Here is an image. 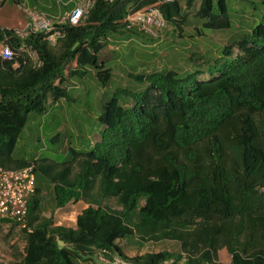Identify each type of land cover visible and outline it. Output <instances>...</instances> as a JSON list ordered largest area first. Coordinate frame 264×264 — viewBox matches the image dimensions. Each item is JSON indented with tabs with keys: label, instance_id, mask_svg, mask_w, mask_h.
I'll list each match as a JSON object with an SVG mask.
<instances>
[{
	"label": "trees",
	"instance_id": "trees-1",
	"mask_svg": "<svg viewBox=\"0 0 264 264\" xmlns=\"http://www.w3.org/2000/svg\"><path fill=\"white\" fill-rule=\"evenodd\" d=\"M182 1L192 8L194 0H94L79 25L58 27L55 46L42 33L21 39L16 29L0 26V44L14 51L25 44L42 62L14 71L0 58V167L33 165L35 176L25 227L0 221L9 233L20 232L10 264H79L99 255L134 264L183 260L168 251L129 258L118 242L131 238L177 242L186 252L183 264H217L221 249L229 264H264V24L227 44L224 61H207L205 71L136 76L146 88L112 95L97 117L100 140L88 150L69 145L62 162L13 155L31 117L67 97L72 78L92 70L101 86L108 83L112 71L100 54L111 37L156 40L127 30V15L158 8L165 29L182 31L188 20ZM195 16L209 30L230 27L225 0H201ZM122 95L131 106L119 104ZM78 202L86 207L74 227L54 224L56 210Z\"/></svg>",
	"mask_w": 264,
	"mask_h": 264
},
{
	"label": "rangeland",
	"instance_id": "rangeland-1",
	"mask_svg": "<svg viewBox=\"0 0 264 264\" xmlns=\"http://www.w3.org/2000/svg\"><path fill=\"white\" fill-rule=\"evenodd\" d=\"M2 0H0L1 2ZM44 0H6L0 6V26L3 28L20 29L24 26L26 14L36 2ZM54 1V0H53ZM201 0H194L191 9L183 11L188 15L182 31L170 28L155 41L134 36L111 37L108 46L100 54L107 57L108 67L111 68V79L101 86L92 70H87L83 78L74 77L65 84L67 97H62L56 104H47L46 111L41 115L32 116L21 137L18 140L14 157L33 161L37 158H50L62 162L68 159L67 147L76 150H88L100 140L103 126L97 117L102 106L119 90L140 93L145 88V81L135 79L150 72H166L174 70L180 76L195 69L207 70L206 62L213 63L214 59L222 58V49L227 44L238 41L242 36L251 33L259 24H264V0H225L228 9L230 27L224 30H209L202 27V21L195 16ZM40 7V6H38ZM168 28V27H167ZM178 33L180 34L178 36ZM200 34V35H199ZM237 50H234L236 53ZM194 54L195 56H192ZM197 61V62H196ZM119 104L125 107L132 105V100L126 96L119 97ZM58 128L55 129L56 123ZM58 134V139L50 147L49 140ZM45 216H50L49 196H46ZM86 207L81 202L69 203L66 207L53 213V221L57 226L74 227L76 216ZM10 225L0 228V262L10 264L17 261L15 256V236L20 232L14 227L10 233ZM60 247L65 246L58 241ZM122 253L127 257L168 251L181 254L183 264L187 258L180 244L174 241L139 242L127 239L118 242ZM102 255H99L101 257ZM90 261L81 260L79 264H98L99 258ZM230 257L224 249L217 253V264H229Z\"/></svg>",
	"mask_w": 264,
	"mask_h": 264
},
{
	"label": "built area",
	"instance_id": "built-area-1",
	"mask_svg": "<svg viewBox=\"0 0 264 264\" xmlns=\"http://www.w3.org/2000/svg\"><path fill=\"white\" fill-rule=\"evenodd\" d=\"M112 1V0H109ZM172 0H160V3H169ZM67 4L73 7L64 14L56 17L33 10H24L26 22L23 28L16 29L15 33L21 38H26L31 33H42L51 46H55L60 37L58 27L61 25L77 26L91 9L94 0H68ZM62 6L65 4L58 1ZM166 23L158 8H147L139 12L129 14L126 17V29L158 39L165 29ZM0 58L11 62V69L16 70L21 66L40 67L42 62L36 51L20 44L16 51L10 46L0 44ZM33 165L21 169H4L0 167V221L24 228L28 213V205L35 190V176ZM102 264H134L113 255L110 258L101 256L98 258ZM166 261L163 264H171Z\"/></svg>",
	"mask_w": 264,
	"mask_h": 264
},
{
	"label": "crops",
	"instance_id": "crops-1",
	"mask_svg": "<svg viewBox=\"0 0 264 264\" xmlns=\"http://www.w3.org/2000/svg\"><path fill=\"white\" fill-rule=\"evenodd\" d=\"M37 1V0H36ZM58 1H62L65 6H61ZM68 0H44L43 2H40L37 3L33 6V7H30L31 10L33 11H36V12H39V13H45L49 16H52V17H56L58 16L59 14H64L65 12L69 11L70 9H72L73 5L72 4H67ZM40 6V7H38ZM26 22V18H25V21H24V24ZM171 27H168L165 29V31L163 32V34L165 32H167L168 29H170ZM162 34V35H163ZM93 146V145H92ZM75 225V224H74Z\"/></svg>",
	"mask_w": 264,
	"mask_h": 264
}]
</instances>
